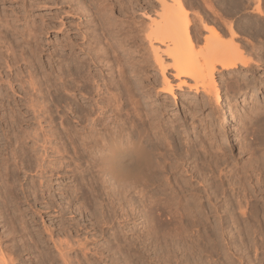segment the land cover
<instances>
[{
  "label": "bare ground",
  "instance_id": "6f19581e",
  "mask_svg": "<svg viewBox=\"0 0 264 264\" xmlns=\"http://www.w3.org/2000/svg\"><path fill=\"white\" fill-rule=\"evenodd\" d=\"M64 1L68 4L67 12L75 15L79 20L83 8L80 7L78 10L76 8L78 6L75 5L74 9L75 0ZM82 1L84 5L86 2L90 5L94 3L95 6H91L92 9L88 10L92 12V19L89 22L100 21L97 25V31H100L92 34L86 31L87 22H75V39L71 36L70 39L68 36L64 45L62 44L63 48L65 47L64 51L58 53L55 50L57 53L54 57L52 55L51 70L48 74L39 75L30 63L24 65V70L19 69L16 66L17 53L11 48V44L6 47L4 56H0V73L5 69L7 73L5 76H0L5 82H0V86H7L5 91L0 92V98H5L0 99V102H20L26 109L28 108L36 122L35 127L30 129L32 137L30 147H20L19 141L15 140L17 147H13L15 150H13L15 153L12 151L13 161L30 173L33 171L32 173L38 177L36 181L33 180L34 177L29 181L32 188L30 198L32 201L40 198L46 214L51 215L50 212H54L51 216L52 219L56 218L54 227L58 231L55 238L53 230L48 225L44 229L56 255L46 253V249L40 247L42 245L37 244L38 240L34 237H31L32 243L26 244L27 247L33 248V251L37 249L38 256L35 258L37 257V262L42 264H181L182 261L187 263L190 257L197 258L195 256L201 252L196 250L200 247L208 246L210 250L207 251L213 254L216 251L219 253V248L216 249L218 246L230 249L231 239L228 240L224 231L229 223V217L234 218L235 208L231 212L222 208L219 214L214 213L215 222L211 220V213L217 212L216 205L219 202L211 201V194L209 195L206 187L208 199L206 202L199 200V195L192 194L191 187L184 180L185 176L180 179L185 171L198 177L196 167L187 165L186 160L180 164L179 157L174 151L168 153L165 148L162 149L163 147L153 148V146V149L148 147V143L152 140L149 136L152 125L147 119L149 115L140 113L139 109L142 107L138 102L147 91L151 93L149 92L151 87L155 88L154 95L174 94L172 82L164 75L167 64L161 56L163 53L171 59L168 67L173 70L172 77L180 81L177 84H186L195 93L202 90L219 103L220 96L214 73L233 70L238 65L247 66L248 59L242 55L243 53L240 54L241 51L239 52L242 48L236 49L239 55H234L233 47L226 48V42L219 40L217 42V37L221 36L219 30L212 24L203 23V29L213 35L206 34L204 37L217 38L213 40V43L216 41L218 45L215 49L220 47L222 50H217L218 58L211 55L214 59L211 58L210 61L207 59L210 58L209 52L205 49L204 52L209 55L207 60H204L207 63L197 64V61L194 63L195 59L193 62L188 50L193 43L189 11L181 0H155L159 4V10L155 9L154 17L146 13L148 22L143 26H137L135 22L124 19L132 9L126 1L121 0L117 3L108 0ZM202 1L205 6L207 5L206 8L211 9L207 8L210 13L217 14V10H213L210 2ZM229 2L230 8L240 5L241 9L248 8L254 2L252 9L256 14L260 15L264 11H262L264 0H230ZM80 4L83 6L82 3ZM90 5L87 6L86 3L84 7L89 8ZM112 7L117 8L124 16L116 22L112 21L113 23L111 13L108 12ZM224 26L230 34L229 37L233 38L237 35L230 23ZM27 29L29 28L26 27L25 30ZM34 31L35 29H30L27 38L32 37ZM30 40L31 38L26 39L25 43L29 45ZM104 40L108 45L105 48L101 45ZM143 42H147L150 55L141 54V59L138 61L133 60V54L119 52L121 48H134V51L140 53ZM155 43L164 45V49L161 51L159 46L154 45ZM233 46L235 48L234 44ZM81 53H85V56L80 57ZM151 60L161 74L160 87L154 85L155 80L152 85H148L150 82L147 84L142 82L143 77L146 76L145 67L150 66ZM127 67L130 72L126 71ZM131 74L140 79L142 85H139V82L136 84L131 82ZM184 77L192 80V84H187ZM15 84L18 85V90ZM7 89L12 93L18 91L21 96L16 100V97H11ZM27 110L22 112L21 109L16 110L12 106L9 107V111L5 107L2 108L0 118L6 121L9 117L11 121H8L1 130L5 132L8 127L9 130L15 129L14 121L18 122V119L23 121ZM257 117H259L256 122L261 139L259 141L263 145L264 118L260 115ZM232 119L227 110L222 109L217 121L218 127L225 130ZM191 147L184 149L185 155L196 151L197 148ZM177 173L179 175H176ZM186 175L189 173L187 172ZM222 176L225 178V172ZM53 179L59 180L55 182L59 185L55 191H52ZM257 180L260 197L258 194L249 197L252 198V201L250 200L252 203L248 206L250 207L248 211H245L244 205L239 207L242 205L239 204L240 202L236 203V206L242 217L246 216V219L254 218L259 208V221L254 218V222L258 221L263 235L264 176L261 175V179L258 177ZM223 181L220 182L222 194L220 200L225 198L224 202H227L229 198L227 199L226 189L223 188L225 184ZM71 182L74 183L69 185ZM25 193L26 188H23V194ZM160 194H163V201L158 197L154 198ZM57 195L63 202L57 199ZM188 195L192 197L187 198ZM257 199L262 200L260 207L256 204ZM244 201L246 202V198ZM162 208L169 214L165 222L158 214ZM72 214H76L78 219ZM84 217H87L88 224L82 219ZM233 222L241 223V217L234 218ZM216 228L221 232L220 240L214 237ZM262 246H264L263 236ZM12 254L17 253L8 250L6 246H0V264H14ZM242 257H239L238 261L240 264H245ZM198 260L197 258L194 262ZM232 263L234 262H229Z\"/></svg>",
  "mask_w": 264,
  "mask_h": 264
},
{
  "label": "rangeland",
  "instance_id": "374dc122",
  "mask_svg": "<svg viewBox=\"0 0 264 264\" xmlns=\"http://www.w3.org/2000/svg\"><path fill=\"white\" fill-rule=\"evenodd\" d=\"M81 1L82 0H75L74 3L71 2L74 5V9L76 7L75 5L78 6L76 7L78 10L80 7L83 8V10L80 9V11L82 10L80 12L82 14L78 20V17L67 12L68 4H66L65 1L63 2V0H0V56H4L6 47L11 44L12 47H10L12 49L14 48L13 50L17 53L15 58L17 57L18 59L16 66H18L19 69L24 70V65L30 63L31 66L35 67V70L39 75L48 74L49 70H51L50 62L52 55L54 57L57 51L58 53L64 51L65 47L63 48L62 44L64 45L65 39H67L68 36L70 39L71 37H76V34H74L76 32L74 27L75 22H87L88 24L86 23V25L90 26L89 28L86 26V31L88 30L87 32L92 34L100 31H97V25L100 21L95 20L93 23H90L92 12L89 11L92 9L91 6H95L93 5L94 3L92 2L90 5L89 2H86L87 6L88 4L90 6L89 8L87 6L85 8L84 6L86 3L84 5V2ZM109 1L111 3H117V1L121 0H108V2ZM122 1L128 2L132 8L124 19L135 22L137 26H143L148 22V16L145 15L146 13H148L149 16L154 17L156 16L154 13L155 9L159 10V4L155 0ZM206 1L210 2L209 4L212 5L211 7H213L214 11L217 10L216 15H214L215 12L210 13V11H208L209 8H206L207 5L205 6V3H203L202 0H181L189 11L188 15L191 18L188 17L191 22L190 34L193 43L192 47L187 49L189 50V55L193 62L195 59L194 63L198 62L197 64H204V60L206 61L207 59L210 60L212 58L211 55L218 58V51L222 49L220 47H218L220 50L215 49V46H218L216 43L219 40L226 42V48L233 47L234 55H239V52L241 51L240 54L243 53L242 55H244L249 61H247V66L244 67L238 65L237 68H234L233 70H221L222 72L216 71L214 73L220 96L219 103H216L211 97L207 96L206 93L202 92V90L195 93L194 90L188 87V85L181 83L177 84L180 81L174 76L172 77L173 70L168 67L171 59L161 53L164 62L167 64L164 75L169 77V80L172 82L173 93L175 95H170L168 93L159 96L156 94L154 95L155 88L151 87L152 90L149 89V92L151 93H148L147 91L144 94L145 96L141 97L139 100L138 104L140 103L142 107L139 111L146 116L149 115L147 119L150 123H148L152 125L150 126L152 131L149 129V136L152 140L151 143H148V147H163L162 149H166L168 153L174 151L176 156L179 157L178 162H180V164L186 160L187 165L189 164V166L196 167L198 170V177L193 176L189 171H185L181 174L182 177H180V179H183L185 176L184 180L188 182V185L191 187L192 194L199 195V200L206 202L208 199L206 195L209 193V195L211 194L210 198L212 202H219L216 205L217 212L213 211V213H211V220L215 222L214 213L219 214L218 212L222 211V208L229 209L230 212L235 208L233 210L234 218L238 216L241 217V223L236 222L237 225L233 222L234 218L229 217V223L226 225L227 228L224 232H226L225 236L228 240L231 239V244L229 245L230 249L218 246L216 249L219 248V253L215 250L217 253L215 252L214 254L216 256H214L213 253L207 251L210 250L208 246H204L205 248L202 247L203 250H201L202 248L200 247L196 251L201 253L198 256H195L199 259L198 262H194L197 258L190 257V262L187 261V263L229 264V262H234L232 264H240L238 261L239 257L243 256L242 259H244L245 264H264V246H262V236L264 237V234L262 235L261 227L258 223L260 210L257 208L256 216L254 218H257L255 220L258 221L254 222V218L246 219V216L242 217L240 210H237L238 206H236V203L240 202L239 204L242 205H239V207H243L244 205L246 207H244V209H246L245 211H248V208H250L248 206L252 203V198L249 197L257 196V194L260 197L257 179L258 177L261 179V175L264 176V144L262 145L259 141L261 140L260 130L256 122V119L259 118L257 115H260V117L263 116L264 118V6L262 7V14L258 15L252 9L255 5L254 2L251 3L248 8L242 7L243 9H241L240 5H238L239 7L232 6V8H230V0ZM80 3H82L83 6H81ZM109 10L108 12L111 13V22H116L118 21L117 19H122L124 17L115 7H112ZM198 16H201L199 17L200 19ZM97 21L98 23H96ZM203 23H207V25L212 24L219 30L221 36L217 37L218 39L216 38V43H213L215 38H209L208 36L206 38L204 37L206 34L213 35L210 31L203 29ZM224 23H230L232 25L237 34L235 37H229L230 34L225 29L226 26H224ZM26 27L29 29L25 30ZM37 28H39V30ZM30 29H35V31L32 33V37H29L31 40L30 44L27 45L25 42L26 39H29L27 38V33ZM25 32L26 34H24ZM205 39H208V41H204ZM104 41L101 45L105 48L108 45L106 44V40ZM233 44L235 45V48ZM154 45L159 46L161 51L164 49V45L158 43H155ZM141 46L142 50L140 53L134 51V48H121L119 49V52L120 54H133V60L138 61L141 59V54L146 53L150 55V49H148L147 42H143ZM207 46L209 48H207ZM236 46L238 48H236ZM205 49L208 50L210 58H207L209 55H207L208 53H206V51L204 52ZM236 49L241 50L238 52ZM53 50L57 51L54 53ZM236 51L238 52L237 54L235 53ZM84 54L85 53H81L79 56L84 57ZM156 67L157 66L152 60L150 66L148 65L145 67L146 76L142 79L144 84L150 82L148 84L150 85L155 82V86H161V74H159L158 68ZM128 68L129 67H127L126 71L130 72ZM218 68L219 66L217 69ZM6 74L5 69L2 70L0 76H5ZM131 76V82L135 84L139 82V85H142L140 79L138 80V78L134 77L132 74ZM183 79L187 81V84H192V80L187 77H184ZM0 82H3L1 78ZM6 87V85L0 86V92L3 90L5 91ZM15 88L18 90L17 84H15ZM7 91L11 97H16V100L21 96L18 91H15L14 93L9 89H7ZM77 97L80 98V95L77 94ZM10 106L16 110L21 109L22 112L28 109H26V107L20 102H0V110L5 107V109L9 111ZM222 109H226L231 119L233 118L228 128L225 130L219 128L217 124ZM24 115L25 119L23 121L19 119L18 122L14 121L15 129L9 130L8 127V129H5V132L1 129L3 127L5 128L6 123L11 120L9 117L6 118V121L4 118H0V246H6L8 250H14L17 253L14 255L12 254L14 264H42L41 262H37V257L35 258V256H38L37 249H34L33 251V248L29 249L27 245H29L28 243H32L31 237H34L35 240H38L37 244L42 245L40 247L46 249V253L56 255V251H54L52 243H50L44 229L49 226V228L53 230L55 238L58 231L54 227V221H56V218L52 219L51 216L54 212H50L51 215L46 214L47 212L43 208V203H40L42 200L39 198L32 201L30 198V194L32 196V188L29 181L33 179V177V180L36 181L38 177L32 173L33 171L30 173L29 170L20 168V166L14 164L16 162L13 161L14 157L12 151L17 147V143H15L16 139L19 141L20 147H30L32 143L30 129L35 127L34 125H36V122L31 117L32 114L30 111ZM152 118L155 122H151L153 121ZM155 126H157V128ZM11 130L13 131L11 132ZM157 138L162 141L160 142ZM156 144L160 146L157 145L156 147ZM190 145H194L195 147H191ZM187 147L197 149L195 152H190L188 155H185L184 149ZM14 151L13 153H15ZM187 172L189 175H186ZM224 172L226 174L225 178L222 176ZM176 175L179 174L177 173ZM53 181L54 189L52 191H55V188L59 186L58 183L55 184V182H58L59 180L57 181L56 179H53ZM222 181L223 184L225 183L223 188L226 189L225 193L227 199L229 198L227 202H224L225 198L222 201L220 200L222 195L220 193ZM72 183L74 182L69 183V185H72ZM205 187L208 189V193L205 190ZM23 188H26L25 194H23ZM157 197L163 201V194H160L159 196L156 195L154 198ZM191 197V195L187 196V198ZM245 198L246 202L244 201ZM57 199L63 202L59 196ZM236 200L239 201L236 202ZM262 200H264V195ZM261 201L256 202L258 207L261 206ZM230 203L234 205L232 206ZM240 209L242 210V208ZM160 211H158L160 219L163 222L167 221L169 215L168 212L163 210L164 214L162 211V214L160 215ZM72 215L78 219L76 214ZM86 218L87 217H84L82 219L88 224L89 222ZM215 230L217 232L214 231V237L216 240H220L221 237L219 234L221 232L217 230V228ZM15 249H17V251ZM214 249L215 248H213V250ZM220 250L222 251L220 252ZM246 260H248V262ZM258 260H260V262ZM187 263L186 261L181 262V264Z\"/></svg>",
  "mask_w": 264,
  "mask_h": 264
}]
</instances>
